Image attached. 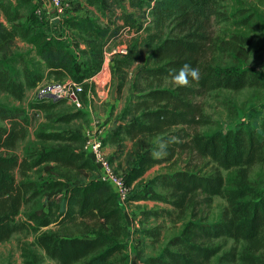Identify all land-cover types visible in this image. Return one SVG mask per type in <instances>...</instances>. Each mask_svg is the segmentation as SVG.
Masks as SVG:
<instances>
[{
	"label": "trees",
	"instance_id": "1",
	"mask_svg": "<svg viewBox=\"0 0 264 264\" xmlns=\"http://www.w3.org/2000/svg\"><path fill=\"white\" fill-rule=\"evenodd\" d=\"M132 5L141 4L132 2ZM146 5L153 28L159 29L170 21L179 34L162 38L155 29L142 39L139 36L133 38L127 51L114 64L113 80L117 79L118 90L123 85L126 70L141 56L142 48L149 51L147 60L154 58L156 64H145L138 76L172 80L171 70L188 63L199 68L200 79L190 78L188 85L142 90L138 93L139 101L132 106L140 111L138 116L123 124V136L116 134V130L109 131L104 142L110 141L118 146L127 138L135 145L137 166L128 179L140 175L152 164L173 157L176 147L188 151L193 157L208 158L216 168L208 174L183 168L161 173L150 180V186L141 194L130 195V200L151 198L163 201L180 214L187 212L188 215L179 232L168 238L164 247L145 258L144 262L264 264V187L253 184L248 176L250 166L264 164V103L259 116L254 118L248 114L246 120H242L245 122L233 129L200 133L196 127L210 120L195 101L197 96L213 90L239 91L261 87L264 75L257 68L240 62L226 66L215 62L214 52L221 48L211 27L214 19L225 18L218 10L216 0H149ZM21 7H24V13L20 11ZM37 10L32 0H0V16L7 23L0 21V43L18 37L32 45L47 74H52L54 79L69 77L81 83V95L85 99L87 83L84 80L101 68L100 42L108 29L89 16H70L60 20L59 23L70 33L87 37L88 50L84 52L89 56L85 62H80L64 37L45 32L43 17ZM123 17L129 26L141 28L129 14ZM232 38L242 45L250 43V37L246 35L238 34ZM20 64L19 75L11 64L0 60V90L16 99H21L26 89L36 87L44 76L38 66L26 60ZM59 100L35 96L28 104V110L0 103V118L8 119L10 123L8 127L0 125V147L13 148L17 140L26 137L31 117L42 111L48 112ZM124 109L129 110L127 106ZM79 115L80 111L76 110L61 114L57 119L68 122ZM34 136L40 141L52 140L58 144L40 148L28 145L20 159L14 154H0V243L13 233L30 229L36 233L33 244L55 264H128L124 240L126 227L120 202L109 183L97 177L95 166L80 151L81 145L79 148L70 145L71 142L83 143L82 136L78 132L44 130L35 131ZM172 136L184 137V140H175ZM156 137L159 138L148 146L145 139ZM160 142L166 144L165 149H159ZM152 149L163 151V154L152 156ZM49 163L54 164L55 170L61 167L80 173L85 180L70 182L69 174L57 171L56 178L41 183L27 177L28 171L48 169ZM16 168L20 170L18 180L14 174ZM221 170L227 171L226 174ZM153 185L166 188L167 193L156 192L151 188ZM57 195L61 203L54 199ZM42 196H45L43 202ZM213 196L222 197L226 207L218 220L209 222L203 214L211 206ZM27 204L30 207L22 212V207ZM20 213L23 218L18 219ZM150 213L158 214L159 210ZM51 224H80L84 231L65 234L45 228ZM159 230L160 227L155 226L146 232L157 238ZM226 239L241 245L222 250ZM22 256L24 264H39L37 253L27 246L22 247Z\"/></svg>",
	"mask_w": 264,
	"mask_h": 264
},
{
	"label": "rangeland",
	"instance_id": "2",
	"mask_svg": "<svg viewBox=\"0 0 264 264\" xmlns=\"http://www.w3.org/2000/svg\"><path fill=\"white\" fill-rule=\"evenodd\" d=\"M47 2V11L49 13H41L43 17V29L47 34H54L62 36L70 44L76 58L80 62H85L88 59V47L86 44L87 37L77 36L70 33L65 25L60 23H50L49 18L53 13V8L49 0ZM67 3L65 14L62 18L70 16H89L97 22L101 27L107 28L108 32L101 40V68L95 72L91 77L84 80L87 83L86 98L82 99L79 95L80 106L75 105L71 101L65 99L59 100L57 105L51 110L42 111L38 115L34 114L31 117V125L27 128V135L23 140H17L13 148L0 147V154L10 153L22 157L24 148L26 146L40 148L42 146H54L58 142L47 140L40 141L34 136L37 130L44 131H59L76 133L83 132L89 128L92 123L98 127L104 128L109 132V127L113 122L116 123V134L123 136V124L130 119L136 118L140 113L139 110H134L132 107L139 101L138 93L145 91L151 87H173L175 83L167 77H146L138 76V71L146 64V66H154L156 59L150 58L147 60L149 51L142 48V53L139 59L128 68L123 85L120 90L115 92V98L111 99L110 90L113 86V68L116 60L127 51V46L132 39L139 36L144 38L148 33H152L156 28H153L152 16L146 3L149 0H64ZM34 2V0H32ZM92 2V3H91ZM132 2H139L141 5H132ZM218 10L222 12L225 18H216L213 20L211 31L215 37V41L219 44L220 51H215V62L220 66L234 64L240 62L247 66L257 68L264 75V0H216ZM36 7L43 3L34 2ZM26 9V8H25ZM20 11L25 12L24 7ZM124 14H129L140 26H129L125 23ZM245 21L242 22V20ZM250 20L248 23L247 21ZM0 21L7 24L3 16H0ZM20 21V19H19ZM57 24V25H55ZM162 38L178 35L179 32L173 22L166 21L163 26L156 29ZM238 34L250 37V43L242 45L236 43L233 36ZM138 38V39H140ZM86 51V52H84ZM0 60L7 61L11 64L20 75V62L26 60L33 66H38L43 72L44 76L42 82H63L71 79L65 77L62 79H54V76L48 75L47 70L34 54L32 45L26 43L20 38L16 37L10 42L0 43ZM234 60V61H233ZM83 86V85H82ZM141 89V91H139ZM83 91V89H82ZM81 91V92H82ZM36 94V87L26 89L21 99H16L11 95L0 90V103L7 106H14L28 110V104L34 99ZM199 102L203 112L208 116L210 122L205 125L196 127L200 133H208L213 130L226 131L233 129L237 124L245 122L246 115L259 116L261 105L264 103V84L257 88H243L239 91H232L227 89L213 90L195 98ZM125 106L129 108L126 112ZM80 111V115L71 119L68 122L60 121L57 116L71 112ZM0 125L8 127L10 125L8 119L0 118ZM112 130V131H113ZM191 130V129H188ZM81 135V134H80ZM82 136V135H81ZM175 140L183 142L184 137L172 136ZM83 138V137H82ZM159 138H148L145 141L148 146H152L155 140ZM84 144L81 141L71 142L70 145L82 149ZM159 144V143H158ZM106 150H108L109 159L115 167L116 173L124 181L129 197L135 193H142L145 188L150 186V180L161 173H171L178 169H188L199 171L203 174L211 173L216 165L208 158H199L192 156L188 151L175 148L173 157L162 160L161 162L152 164L146 168L140 175L129 178L132 169L137 166V156H134L136 149L135 145L127 138H125L118 146L111 145L110 141H105ZM152 148V147H151ZM114 150V151H113ZM155 151L151 150V155L156 156ZM161 156V155H160ZM54 164L49 163L48 169L40 168L27 172V177L38 182H43L47 179H54L57 177V172H65L69 174L72 180H85L83 175L76 173L73 170H66L64 168L54 169ZM54 173H51L53 172ZM222 174L227 171L221 170ZM14 174L20 179V170L15 169ZM248 176L253 184L264 187V164H254L248 168ZM66 178V177H65ZM156 192L165 194L166 188L159 185L151 186ZM55 200L61 203L59 195L54 197ZM42 202L45 201V196L41 197ZM135 208L139 210L137 222L139 224V233H146L148 236L147 243L140 244L138 241L131 247H126V253L129 255L128 264L131 263L132 257L137 264H145L144 260L148 256L157 254L165 245L168 238L177 234L181 229L182 223L188 218L187 212L180 214L179 211L171 205L151 199L142 198ZM130 201V199H129ZM135 201V200H134ZM30 204L22 207V212L29 208ZM226 202L220 196H213L211 206L204 211L207 221L213 222L218 220L225 210ZM140 209H143L140 212ZM159 210L158 214L150 212ZM166 211V212H164ZM141 213V214H140ZM18 219L23 218L20 213ZM143 223V225H141ZM155 226L160 227V234L155 238L146 232L147 229ZM46 229L58 230L65 234H79L84 231V227L77 225L58 226L51 224ZM44 229V228H43ZM35 232L30 229L21 232L13 233L7 240L0 243V264H24V257L22 256V247L27 246L33 249L39 259V264H55L49 259L42 250L38 249L33 240ZM135 243V241L133 242ZM222 250H227L232 245L240 246L241 244L234 243L232 239L223 241Z\"/></svg>",
	"mask_w": 264,
	"mask_h": 264
},
{
	"label": "built area",
	"instance_id": "3",
	"mask_svg": "<svg viewBox=\"0 0 264 264\" xmlns=\"http://www.w3.org/2000/svg\"><path fill=\"white\" fill-rule=\"evenodd\" d=\"M50 5L53 8V13L49 18L50 23L58 18L59 20L65 14L67 8V3L64 0H49ZM38 13H43L40 8H38ZM126 52V50H121ZM83 86L81 83L73 81L72 79L65 80L63 82H52L44 83L40 82L36 86L35 96L45 100H61L65 99L67 101L73 102L75 105L80 106L79 95ZM83 137L84 144L80 150L86 157H88L93 165L95 166V173L100 180L106 181L112 187L121 207L129 201L128 189L122 180V178L116 173V169L109 159L108 152L105 148L104 138L106 136V130L102 127H98L95 123L80 132Z\"/></svg>",
	"mask_w": 264,
	"mask_h": 264
},
{
	"label": "crops",
	"instance_id": "4",
	"mask_svg": "<svg viewBox=\"0 0 264 264\" xmlns=\"http://www.w3.org/2000/svg\"><path fill=\"white\" fill-rule=\"evenodd\" d=\"M34 2L43 3V5L41 4L38 8H40L41 11L46 14L49 13L47 11L48 6L46 3L47 2L46 0H34ZM111 145H114V144L111 143ZM140 202H142V200H135V201L130 200L128 201V203L125 205L124 208L121 207L122 213H123L124 225L126 227V237L124 239L126 247H131L132 244L135 245L137 241L140 244L147 243L148 236H146L145 232H143L142 234L139 233L140 229H139V224L137 222V217L138 216L140 217V215H139V210L135 208V205L139 204ZM142 211L143 209H140V212ZM141 225H143V223ZM134 241L135 243H133Z\"/></svg>",
	"mask_w": 264,
	"mask_h": 264
},
{
	"label": "clouds",
	"instance_id": "5",
	"mask_svg": "<svg viewBox=\"0 0 264 264\" xmlns=\"http://www.w3.org/2000/svg\"><path fill=\"white\" fill-rule=\"evenodd\" d=\"M190 78L192 80L200 79V70L197 67H193L188 63H184L179 69L171 70V79L176 86L188 85ZM166 148L164 142L159 143V149L163 150ZM156 156L163 154V151H156Z\"/></svg>",
	"mask_w": 264,
	"mask_h": 264
},
{
	"label": "water",
	"instance_id": "6",
	"mask_svg": "<svg viewBox=\"0 0 264 264\" xmlns=\"http://www.w3.org/2000/svg\"><path fill=\"white\" fill-rule=\"evenodd\" d=\"M59 22H60V20L58 18H56V19L53 20V23H59ZM117 86H118L117 79H114L113 86H112V88L110 90V97H111V99H114L115 98V92L117 90ZM115 125H116V123L113 122L112 126L109 127V131H112L115 128ZM130 264H137V262L134 259V257H132V260H131V263Z\"/></svg>",
	"mask_w": 264,
	"mask_h": 264
}]
</instances>
